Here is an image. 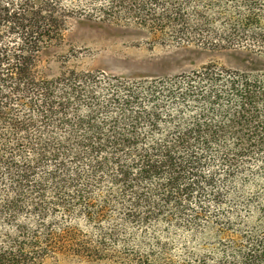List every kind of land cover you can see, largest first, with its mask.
<instances>
[{
    "label": "trees",
    "instance_id": "16d2710c",
    "mask_svg": "<svg viewBox=\"0 0 264 264\" xmlns=\"http://www.w3.org/2000/svg\"><path fill=\"white\" fill-rule=\"evenodd\" d=\"M82 19L250 60L53 75ZM0 264H264V0H0Z\"/></svg>",
    "mask_w": 264,
    "mask_h": 264
},
{
    "label": "rangeland",
    "instance_id": "374dc122",
    "mask_svg": "<svg viewBox=\"0 0 264 264\" xmlns=\"http://www.w3.org/2000/svg\"><path fill=\"white\" fill-rule=\"evenodd\" d=\"M45 58L53 75L66 66L127 79L174 76L208 64L241 68L250 60L243 51L155 43L138 31L86 19L73 22L65 33L64 42L48 51ZM251 188L244 187L241 194L248 197ZM250 211L249 218L245 211L240 213L248 225L254 224L257 218L254 206Z\"/></svg>",
    "mask_w": 264,
    "mask_h": 264
}]
</instances>
